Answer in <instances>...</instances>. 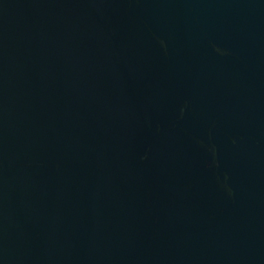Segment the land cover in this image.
Returning a JSON list of instances; mask_svg holds the SVG:
<instances>
[{
    "label": "water",
    "instance_id": "obj_1",
    "mask_svg": "<svg viewBox=\"0 0 264 264\" xmlns=\"http://www.w3.org/2000/svg\"><path fill=\"white\" fill-rule=\"evenodd\" d=\"M0 264H264V0H0Z\"/></svg>",
    "mask_w": 264,
    "mask_h": 264
}]
</instances>
